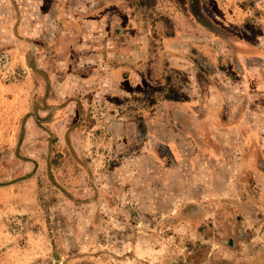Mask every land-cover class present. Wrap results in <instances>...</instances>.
<instances>
[{"label":"rangeland","instance_id":"1","mask_svg":"<svg viewBox=\"0 0 264 264\" xmlns=\"http://www.w3.org/2000/svg\"><path fill=\"white\" fill-rule=\"evenodd\" d=\"M0 264H264V0H0Z\"/></svg>","mask_w":264,"mask_h":264}]
</instances>
